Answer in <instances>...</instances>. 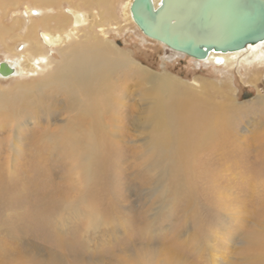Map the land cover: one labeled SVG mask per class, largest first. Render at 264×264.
Returning a JSON list of instances; mask_svg holds the SVG:
<instances>
[{
  "label": "rangeland",
  "instance_id": "rangeland-1",
  "mask_svg": "<svg viewBox=\"0 0 264 264\" xmlns=\"http://www.w3.org/2000/svg\"><path fill=\"white\" fill-rule=\"evenodd\" d=\"M127 1L113 6L122 25ZM73 5L88 22L70 44L85 48L88 35H100L92 26L98 8L91 0H59L57 11L69 13ZM37 8L30 0H0V63L12 58L15 44L18 53L27 49L19 36L27 31V10ZM106 26L110 44L151 73L178 80L224 122L205 142L195 139L194 155L171 160L173 169L158 175L156 131L141 114L146 84L135 85L131 71L119 83L129 84L118 90L123 121L115 127L103 114L107 159L87 175L69 146L56 144L65 128L73 139L83 133L79 104L67 100L62 86L34 88L41 79L0 78V97L18 112L7 118L0 102V264H264V67L248 80L259 54L241 55L229 70L171 51L135 25L120 32L116 21ZM47 50L53 68H62L69 55L58 46ZM97 142L86 145V154L98 161ZM162 164L169 168L167 160Z\"/></svg>",
  "mask_w": 264,
  "mask_h": 264
},
{
  "label": "bare ground",
  "instance_id": "bare-ground-1",
  "mask_svg": "<svg viewBox=\"0 0 264 264\" xmlns=\"http://www.w3.org/2000/svg\"><path fill=\"white\" fill-rule=\"evenodd\" d=\"M30 1L36 6L38 5L39 8L29 9L26 12L29 18L27 31L25 36H19L21 39L19 40L27 44V49L23 53H18L15 48L16 44H13L14 46L9 49L12 58L8 59L7 63L15 69V74L12 77L25 76V78L32 80L35 78L41 79L34 84V88L39 90L45 87L50 88L54 84L62 86L67 92V100L73 101V104H79L78 111L81 112L83 119L86 121L82 123L83 133L77 139H73L71 132L67 130L68 128H65L58 134V137L62 138L56 140V144L69 146L71 153L73 152L75 156H78L82 164V173L88 175L93 171L94 166L103 167L102 160L107 159L102 155L104 153L103 148L106 147L110 139V133L108 125L103 121V114L104 112L107 113L109 123L115 125V127L123 121L120 115H123L121 113L122 106L125 104L123 100H120L122 98L118 90L125 92L129 84L128 81L123 80L122 84H126L122 85L121 88L119 83L124 78L123 76L127 77L131 71L133 72L131 81L135 85L146 84V90L142 94L143 110L141 114L145 116V122L152 125L157 133H155V136L158 143L156 141V144L151 143V147L154 151L153 158L155 161L152 158L154 170L157 171L158 175L166 174L169 171L168 169H173L175 163L170 162L171 160L181 156L186 159L194 155L199 149L196 140L205 136V142L208 136L212 137L219 131L220 124L224 122L225 116H222V113L216 111L214 107L212 108L211 103L208 106L205 103H200L199 98L195 97L196 94L178 80L170 76L153 74L138 66L106 40L107 21H116L118 27L115 28L119 32L126 26H137L131 14L133 0L123 3L124 25L118 21L114 11L115 7H113L118 0H113L112 5H109L105 0H91L98 8L97 15L93 14L92 26H98L101 29L100 35L93 37L88 35L85 48L70 44L72 39L80 34V28L85 27L88 22V18L78 6L73 5L74 9L68 11L69 13L62 12L61 14L60 11H57L59 0ZM161 1L153 0L156 7L159 6ZM42 4H44L43 8L41 7ZM17 21L16 28L22 30L25 27L23 26V20L19 19ZM42 28L44 31L38 32ZM69 29L70 32L68 33ZM54 30L57 34L54 33ZM37 34L39 37L36 39ZM19 40H16L15 43ZM55 46L61 49L63 55H69V57H65L67 59L64 60L63 67L59 70L53 68L47 50V48ZM263 48L264 41L249 45L244 50L237 52H212L206 60L200 62L225 66L227 69L233 70L241 55L246 53L259 54L254 72L248 77V80L252 82L257 80L258 74L261 73L264 67ZM216 60L220 62L217 63ZM120 68H128L129 73L127 71L122 76L113 77ZM0 78L3 77L0 76ZM117 95L120 97L119 101H117ZM3 98L0 97V102L6 110L7 118L16 119L18 112L12 108L8 99ZM137 107V104L131 106L132 114L135 115L133 116L134 122H140ZM169 136L174 137V144L167 141L170 139ZM191 139L194 140L195 144ZM96 141L101 142H97L94 151L96 156L100 157L98 161L93 157V154H86L87 148L91 151V147H86V145H94ZM164 160L170 163L169 168H165L162 164Z\"/></svg>",
  "mask_w": 264,
  "mask_h": 264
},
{
  "label": "water",
  "instance_id": "water-1",
  "mask_svg": "<svg viewBox=\"0 0 264 264\" xmlns=\"http://www.w3.org/2000/svg\"><path fill=\"white\" fill-rule=\"evenodd\" d=\"M131 14L147 38L198 61L264 41V0H133ZM14 74L0 63L1 77Z\"/></svg>",
  "mask_w": 264,
  "mask_h": 264
}]
</instances>
